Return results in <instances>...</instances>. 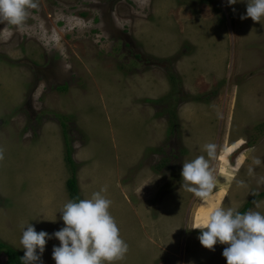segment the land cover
I'll use <instances>...</instances> for the list:
<instances>
[{
  "label": "rangeland",
  "instance_id": "rangeland-1",
  "mask_svg": "<svg viewBox=\"0 0 264 264\" xmlns=\"http://www.w3.org/2000/svg\"><path fill=\"white\" fill-rule=\"evenodd\" d=\"M34 2L23 30L0 24V240L24 252L23 226H65L66 117L81 197L106 188L128 245L114 264H227V245L204 248L194 227L264 192V19L241 20L247 0ZM201 155L206 199L181 187Z\"/></svg>",
  "mask_w": 264,
  "mask_h": 264
},
{
  "label": "clouds",
  "instance_id": "clouds-1",
  "mask_svg": "<svg viewBox=\"0 0 264 264\" xmlns=\"http://www.w3.org/2000/svg\"><path fill=\"white\" fill-rule=\"evenodd\" d=\"M227 2L234 5L238 0ZM36 7L34 0H0V24L23 30L28 10ZM240 18H251L260 23L264 19V0H247L246 15ZM0 33L5 38L12 34L7 27L0 29ZM216 147L214 143L205 145L209 158L215 157ZM181 177V187L202 199L209 197L216 181L209 160L203 155L184 162ZM103 192L106 188L93 193L91 198L67 202L60 211L65 226L51 235L46 231L37 232L31 223L23 226L20 239L24 250L22 264H43L46 244L53 238L59 241V246L52 250L55 264H114L123 260L128 245L110 214L112 202ZM194 228L201 230L198 239L204 248L214 251L217 244L227 245L222 253L227 264H264V214L255 211L242 214L231 208H216L203 224L198 223Z\"/></svg>",
  "mask_w": 264,
  "mask_h": 264
},
{
  "label": "trees",
  "instance_id": "trees-1",
  "mask_svg": "<svg viewBox=\"0 0 264 264\" xmlns=\"http://www.w3.org/2000/svg\"><path fill=\"white\" fill-rule=\"evenodd\" d=\"M173 81H174V77H172ZM67 87H61L60 90H66ZM198 100V99H197ZM61 122L63 124V128H64V137L67 141V161L68 164L70 165L71 169H72V175L71 178L67 181V189H68V193L69 196L71 198V201H79L80 199H82L81 194H80V188H79V183H78V178H77V164L75 163L73 157H72V148L69 147V140L71 139V137L69 136L68 133V124L66 122V117H60ZM165 161V160H164ZM160 165H158L156 167V172L159 173L160 170H162L161 174L163 175V170L165 169V167H167V163L164 162ZM264 199V192L261 194H257L255 195L252 199L249 200V202L244 206V208L240 211V213H246L248 212L253 205L261 200ZM6 255L7 260L5 263L3 264H22L21 262V258L24 256V252L19 251L17 249H15L14 247L9 246L7 243L3 242L0 240V260L2 258L3 255Z\"/></svg>",
  "mask_w": 264,
  "mask_h": 264
}]
</instances>
